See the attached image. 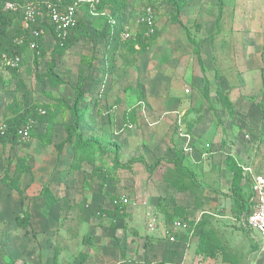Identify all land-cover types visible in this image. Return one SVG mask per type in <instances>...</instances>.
Returning <instances> with one entry per match:
<instances>
[{"label":"rangeland","instance_id":"1","mask_svg":"<svg viewBox=\"0 0 264 264\" xmlns=\"http://www.w3.org/2000/svg\"><path fill=\"white\" fill-rule=\"evenodd\" d=\"M122 1L113 25L110 12L81 7L77 23L88 34L62 55L47 36L44 57L26 49L15 77L0 71L3 131L17 110L46 112L32 123L27 141L0 145V264H162L177 258L184 264H264V241L244 222L251 210L248 182L242 178L239 207L227 165H248L264 177V118L254 128L233 110L194 45L185 42L197 46L214 32L221 8L182 18L173 12L175 0ZM149 7L152 44L142 52L134 40L150 28L142 23ZM110 34L124 43L114 49ZM80 83L83 118L58 151L73 125L70 109ZM133 158L137 162L129 164ZM19 164L29 173L20 177L17 193L7 185ZM45 187L58 199L50 209L40 196ZM120 199L121 214L113 205ZM26 215L21 228L17 220ZM133 243L148 255L133 259ZM199 245L212 256L197 255Z\"/></svg>","mask_w":264,"mask_h":264},{"label":"crops","instance_id":"2","mask_svg":"<svg viewBox=\"0 0 264 264\" xmlns=\"http://www.w3.org/2000/svg\"><path fill=\"white\" fill-rule=\"evenodd\" d=\"M185 1L182 18L186 15L193 17L191 12L203 7L217 12L221 8L211 25L215 31L201 37V42L197 45L200 61L205 73L216 77V90L222 92L227 104L233 110L241 111L242 118L257 128L264 118V0ZM221 12L225 14L223 19L219 17ZM185 42L193 47L187 39ZM173 118L172 116L171 119ZM133 224L136 228L134 220ZM97 236L96 234L95 238ZM94 242L101 244L96 240ZM134 246L133 259L139 260L143 254L148 255L146 249L137 251L135 243ZM99 256L102 260L103 256ZM176 261L183 260L180 258ZM172 262L174 261L166 263Z\"/></svg>","mask_w":264,"mask_h":264},{"label":"trees","instance_id":"3","mask_svg":"<svg viewBox=\"0 0 264 264\" xmlns=\"http://www.w3.org/2000/svg\"><path fill=\"white\" fill-rule=\"evenodd\" d=\"M27 1H31V0H0V55L7 54L9 56H20L22 59L21 56L22 52L25 51L26 49H29L28 43L32 42L34 45L32 51L35 52L39 57H44L45 52H44L43 40L47 36L51 37L52 41L54 42V46L56 48L57 54L62 55L66 50L73 47L79 38H83L88 34L85 24L79 21L76 24V26L72 29L69 36L64 40H60L56 36L53 26L50 25L48 21L42 20L39 17H36V22H37L36 24H31L29 30L27 31L24 30L22 27L23 17L21 16L20 12L6 11L4 10L3 5L7 2L17 5H22ZM32 2L38 5L41 10H44V5L46 3H53L57 5L60 9H62V7L69 5L72 2V0H32ZM124 6L125 5L122 0H99V5L96 7V11L97 12L108 11L111 13L112 15L111 17L119 18V16L122 15L123 13ZM185 6H186L185 0H175V6L173 7V12L179 15L183 12ZM19 15L21 17L20 19H19ZM153 24L154 23H152V25ZM152 25L150 26L149 29L145 31L144 35L138 36L134 40V44L138 45L139 50L142 52L146 51L149 48V46L152 44V37H150L152 31L151 33L148 32L149 30L152 29ZM40 30L42 31L41 34L38 33L37 36L32 35V32L34 31L38 32ZM110 39H112L111 43H114V49L116 48V46L119 45V42H123L119 34L118 35L110 34ZM191 44L194 45V47L196 48V52L198 54L199 50L196 46V43L194 41H191ZM18 66L16 68L8 69L11 76L14 77L16 76V71ZM82 88H83V83H80L77 89L74 91L75 100L73 102L74 103L73 108L70 109V115L73 121V125H71V127H67L66 130L67 139L57 145L58 151H60L66 143H69L70 138L75 134V130L83 118V110L81 109L82 107H80L81 103L82 104L85 103L83 99V93L81 91ZM40 110L41 109H37L33 107H24L21 110H17L13 112V114L5 121L6 127L4 131L0 132V145L4 147L9 144L11 147H14L17 144L18 131L28 123L31 124V128H32L33 122H36L38 118L44 117L46 115V112L44 115H42L39 112ZM31 128L29 134H31ZM136 162L137 159L134 158L129 160V164ZM227 165L229 171H231L232 173V181L230 187L231 197L235 200L236 204L239 207H242L244 202L243 201L244 197L242 196V188H241V181L242 178H244L243 173L240 169H238V167H236V165L232 161H228ZM98 170H101L100 166H98ZM27 173H29L28 167H24L21 164L17 165L15 180H12L10 185L7 186L10 189L16 191L17 193H20V187L18 181L20 180V177L23 174H27ZM40 196L44 199V206L47 209L54 207L58 203V199L51 193V191L47 187L42 188V190L40 191ZM248 198H249L248 200H250V196ZM114 208L117 210L118 213L121 214L122 211H124L125 206L117 205ZM112 220H117V219H112ZM17 225L21 228H26V226L28 225L27 215L25 217L19 218L17 220ZM90 239H91L90 237H84L83 243L86 244L89 243ZM200 241L202 244L203 239L200 238ZM196 254L197 255L203 254L205 259L212 256L211 253L209 254L203 251L202 245L201 246L199 245V247H197ZM176 260H174V262L178 263L179 261Z\"/></svg>","mask_w":264,"mask_h":264},{"label":"built area","instance_id":"4","mask_svg":"<svg viewBox=\"0 0 264 264\" xmlns=\"http://www.w3.org/2000/svg\"><path fill=\"white\" fill-rule=\"evenodd\" d=\"M99 5V0H72V2L60 9L57 5L53 3H46L44 5V10H41L38 5L32 1H27L22 5L13 4L7 2L3 5L6 11H18L23 17L22 27L24 30H29L31 24H36V17L42 20L48 21L50 25L53 26L56 36L60 40L66 39L71 33L72 29L76 26L77 15L81 7H88L91 11L96 12V7ZM155 15L153 10L149 7L145 10V16L142 19V23L147 27L154 23ZM108 23L113 25L114 20L112 17L108 16ZM42 33V31L32 32L33 36H37ZM29 49H33L34 45L32 42L28 43ZM21 63L20 56H9L7 54L0 55V71L16 68ZM42 115L45 111H39ZM31 124L23 126L18 131V137L22 142H25L30 137ZM0 127V132H2ZM190 138L185 136V145L190 144ZM240 169L243 173L244 179L249 183L250 191V205L251 210L244 220L245 226L252 234L264 241V177H257L254 175L250 166L241 165ZM125 201L115 200L113 202L114 206L121 205L124 206ZM180 227V223L175 221L173 224L174 230ZM166 264H184V261L178 263H166Z\"/></svg>","mask_w":264,"mask_h":264}]
</instances>
